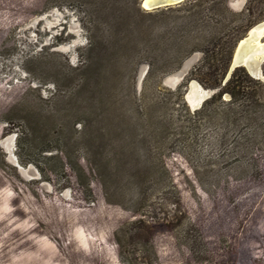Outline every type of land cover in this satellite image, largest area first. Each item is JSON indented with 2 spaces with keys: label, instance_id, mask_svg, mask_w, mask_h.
<instances>
[{
  "label": "rangeland",
  "instance_id": "rangeland-1",
  "mask_svg": "<svg viewBox=\"0 0 264 264\" xmlns=\"http://www.w3.org/2000/svg\"><path fill=\"white\" fill-rule=\"evenodd\" d=\"M140 1L0 0V264H264V81L150 75L198 37Z\"/></svg>",
  "mask_w": 264,
  "mask_h": 264
},
{
  "label": "trees",
  "instance_id": "trees-1",
  "mask_svg": "<svg viewBox=\"0 0 264 264\" xmlns=\"http://www.w3.org/2000/svg\"><path fill=\"white\" fill-rule=\"evenodd\" d=\"M231 0H187L179 6L187 7L186 10L190 13L189 21H186L184 30L188 35L196 33L197 40L190 42L191 37H184V40L179 41V49L188 52L183 55L181 59L176 58L170 64L156 65L150 63V75L161 72L168 73L178 70L184 60L192 55L194 52L201 51L203 59L201 63L195 67L185 83L180 86L182 91L191 80H198L202 85L209 88H218L221 85L222 78L227 73L231 58L238 41L243 34L251 29L253 26L264 21V0H246L245 7L242 11L236 12L230 7ZM152 14L153 11H146ZM195 37V38H196ZM181 43V44H180ZM158 49L159 44L156 45ZM154 49V50H156ZM183 52L184 49H183ZM244 73L245 77L251 79L245 68L239 67L235 72ZM219 72V74H218ZM214 77L213 84H209L206 80L208 76ZM220 76V77H219ZM233 78H231L222 88L218 94V99L221 100L225 93L231 95L230 102L221 101L223 106L230 111L231 105L243 107V100L241 96L245 93L240 85L233 87ZM252 80V79H251ZM231 87H233L231 89ZM213 96L204 101L200 109L195 110V114L203 113L207 107L217 100ZM231 113L228 112L226 121L232 118ZM236 124V122H234ZM1 140V138H0ZM223 141V138L221 142ZM132 225H143L148 227L146 223L141 220L134 221ZM121 229L116 232L119 235Z\"/></svg>",
  "mask_w": 264,
  "mask_h": 264
},
{
  "label": "bare ground",
  "instance_id": "bare-ground-1",
  "mask_svg": "<svg viewBox=\"0 0 264 264\" xmlns=\"http://www.w3.org/2000/svg\"><path fill=\"white\" fill-rule=\"evenodd\" d=\"M153 2L154 0H146L144 7L150 10V5ZM254 27L249 30L248 37L240 43L237 53V64L246 67L251 76L253 75V77L264 81V74H261L260 70L261 63L264 62V21ZM194 83L196 82L191 85V91L187 94L186 99L191 108L196 109L202 104L195 90ZM188 95H194V99L188 98Z\"/></svg>",
  "mask_w": 264,
  "mask_h": 264
},
{
  "label": "water",
  "instance_id": "water-1",
  "mask_svg": "<svg viewBox=\"0 0 264 264\" xmlns=\"http://www.w3.org/2000/svg\"><path fill=\"white\" fill-rule=\"evenodd\" d=\"M146 0H141L140 1V5L142 7V9L146 10V11H155V10H159V9H162V8H167V7H171V6H175V5H179L187 0H154V2L150 5V10L149 9H146L144 7V3H145ZM250 32L247 33L246 37H244L243 39L247 38L248 35H249ZM240 40L234 50V53H233V56L231 58V61H230V65H229V73L231 74L236 68H239V67H243L241 65H238L237 64V53H238V49H239V46H240V43L243 41ZM247 70V72L249 73L248 69L246 67H243ZM261 70V74H264V71L260 68ZM184 72V71H183ZM181 74H178V76H182V73ZM250 74V73H249ZM251 75V74H250ZM253 76V75H252ZM191 91V84L189 85V89H188V92L187 93H190ZM186 93V95H187ZM185 100L186 102L187 99H186V96H185ZM201 107V105L199 106V108ZM193 110H198V108L196 109H193Z\"/></svg>",
  "mask_w": 264,
  "mask_h": 264
}]
</instances>
